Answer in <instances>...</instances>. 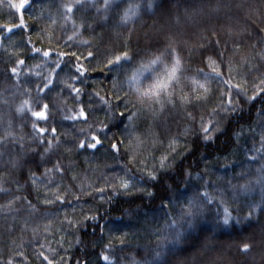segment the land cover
Here are the masks:
<instances>
[{"label": "trees", "instance_id": "obj_1", "mask_svg": "<svg viewBox=\"0 0 264 264\" xmlns=\"http://www.w3.org/2000/svg\"><path fill=\"white\" fill-rule=\"evenodd\" d=\"M24 2L0 0V264H264V96L245 103L234 87L264 86V0H137L129 24L128 0H30L16 27ZM165 46L209 90L138 105L123 74ZM123 52L131 59L108 63ZM209 57L223 79L206 77ZM50 73L52 91H39ZM229 95L241 111H225ZM25 100L47 104L48 120L18 112ZM217 123L205 141L202 125ZM92 137L97 149L78 148Z\"/></svg>", "mask_w": 264, "mask_h": 264}, {"label": "clouds", "instance_id": "obj_2", "mask_svg": "<svg viewBox=\"0 0 264 264\" xmlns=\"http://www.w3.org/2000/svg\"><path fill=\"white\" fill-rule=\"evenodd\" d=\"M108 0H105L104 7ZM149 11L151 9L149 8ZM142 9L137 0H128L122 9L120 20L124 24L134 22ZM123 86L138 105L158 106L163 109L175 102L178 89L187 90L181 99L187 102L209 90L207 81L199 75H186V63L176 48L165 46L150 50L130 64L123 74ZM186 84V89H185Z\"/></svg>", "mask_w": 264, "mask_h": 264}, {"label": "snow or ice", "instance_id": "obj_3", "mask_svg": "<svg viewBox=\"0 0 264 264\" xmlns=\"http://www.w3.org/2000/svg\"><path fill=\"white\" fill-rule=\"evenodd\" d=\"M76 3L77 4H81L80 3V0H76ZM30 5V0H25L24 4L22 7H20L19 9H17L19 12H20V17H21V23L19 25H16V27H22L24 26L23 25V10L27 7H29ZM82 5V4H81ZM11 6V5H10ZM62 7H64L68 13H71L73 11V7L71 5H68V4H64L62 5ZM66 19H71V16H67ZM55 22V21H53ZM75 23V22H73ZM7 31L8 32H11L13 31L12 28H7ZM69 39H72V37H69ZM35 51L39 52L40 50L39 49H36ZM43 55L44 56H49V53L48 52H43ZM89 55L91 56L92 54L89 53ZM131 57H129V54L127 52H123L122 55H116L114 57V59H109L108 60V63L110 65H116V64H119L122 60H130ZM18 63L20 65H24L25 61L24 60H18ZM209 64L210 65H213L212 67V72L211 73H208L206 74V77L208 76H211L213 78L215 77H220L221 79H223L222 77V74L219 70V66L218 65H215V61L211 59V57H209ZM56 67L57 68H60V65L59 63L56 64ZM61 71L63 70L62 68L60 69ZM11 73L16 75L18 77V70L16 68H12L11 70ZM76 74H75V79L78 80L80 83H83V79H81V77L83 76V71H82V66L77 68L75 70ZM39 75V74H37ZM52 74L50 73L49 74V77L46 78L45 82L40 86V89L39 91H43V90H47L48 92L52 91ZM234 87L238 90L237 91V96L238 97H241L244 99L245 103L247 102H251V101H255L257 99V96H264V86H262L259 91L257 92V95H252V96H248L246 93L243 92V89L240 88V85L237 84V85H234ZM69 88L71 89V85H69ZM77 94L80 93V89L79 88H75L73 89ZM39 91H38V94H39ZM196 100H200L201 99V96L198 95L196 98ZM226 101H227V108L225 109V111H241L242 110V107H236L234 106L233 104V99L232 97L229 95L226 97ZM25 109H28L29 111H31V114L32 116L36 117L37 119H40V120H48V112H47V109H48V105L47 104H43L41 105V110L40 111H33L31 109V106L29 104V101L25 100L18 108H17V111L20 112V113H23L25 111ZM121 115H123L121 113ZM65 119H68V120H75L77 119L78 117H76L75 115H71V116H65L64 117ZM129 120H131V116H129ZM35 127V125H34ZM221 129L219 128V124H213L211 125L210 127H203L202 125V134H203V138L205 141H208V142H211L215 139V137L211 136L210 135V132H213V131H220ZM47 130L44 129V128H39V132L41 133H44L46 132ZM51 131L53 133H55L56 129L55 128H52ZM12 133L11 132H8L7 133V136H11ZM238 135L239 133L237 134H234L233 136V139H236L238 138ZM92 141L91 143H85V142H81L79 145H78V148L79 149H86V148H90V149H97L100 145H101V141L97 138V137H92ZM0 143H3V141H0ZM52 147L51 143H49V149L50 150ZM113 149H116L117 151H119V149L117 148V146L114 144L113 146ZM252 159H255V157H252ZM167 160V157H162L161 158V162L160 164L157 166L160 170H165V169H169V166L171 165V163H169V161L167 163H165V161ZM62 171V170H61ZM149 177L155 179L156 178V174H155V171L153 173H148L147 174ZM188 175L191 177L192 176V173H188ZM197 176V179H201L202 177L200 176L199 173L196 174ZM33 179H35V177H33ZM133 179L132 177H129V179L127 180H122L121 181V186L128 190V191H131L134 187L133 185ZM0 191H4V190H0ZM199 196L203 199H205L209 204H212V203H215L213 197L211 196V194L207 191V189H203V191L199 192ZM167 206V205H166ZM231 211L230 209H228L227 207L224 208V215H223V218H222V223L224 225H228L231 220H230V215H231ZM104 259L107 261L109 260L108 257H104ZM109 264H111V262H109Z\"/></svg>", "mask_w": 264, "mask_h": 264}]
</instances>
